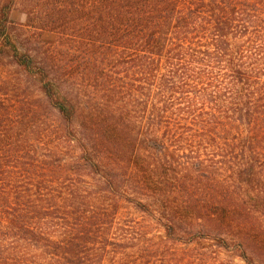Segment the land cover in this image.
Returning a JSON list of instances; mask_svg holds the SVG:
<instances>
[{"label":"trees","instance_id":"16d2710c","mask_svg":"<svg viewBox=\"0 0 264 264\" xmlns=\"http://www.w3.org/2000/svg\"><path fill=\"white\" fill-rule=\"evenodd\" d=\"M14 9L24 13L27 25L58 34L56 54L49 51L43 56L37 75L43 81L45 95L58 106L62 121L70 129L82 110L89 121L81 119L80 124L89 128L92 137L106 135L118 147L111 128L117 127L119 116L112 110L114 104H134L139 114H146L154 124L167 111L166 90L183 94L180 98L185 100V119H205L203 109L196 106L217 102L225 120L213 119L210 127H203V133L234 136L236 142L234 155L222 156L213 163L222 171L215 179L222 197L217 198L216 210L211 209L209 201L202 207L190 203L191 209L179 203L176 206L179 211L184 209L186 221L206 223L213 218L220 227L226 224L224 231L217 229L222 232L216 240L227 248L228 236L237 228L256 229L253 224L260 217L252 216H259L257 209L264 214V0H0V37L8 36L6 29ZM0 53L5 54V49ZM13 58L31 68L28 56L15 53ZM71 84L86 90L72 95ZM151 127L159 132L158 126ZM154 136L147 145L142 143V149H153L154 155L160 156L163 150ZM154 162L155 166L163 165ZM211 162L198 157L186 163L171 161L169 166H184L185 174L178 180L184 184V175L206 170L202 168ZM155 204L166 210L172 207L167 202ZM68 207L71 221L57 237L46 234L48 227L37 215L28 217L17 211L7 217L0 215V220L5 221L16 242L25 240L29 247H35V258L44 260V264H103L111 259L108 247L98 241L106 235L98 229V219L76 216L72 213L74 205ZM175 222L165 225V237L171 236ZM245 240L243 237L239 241L237 252L249 261L243 248ZM96 244L100 247L85 250L84 246ZM162 244L159 246H165ZM119 253L118 262L107 264H130L131 251L122 249ZM19 258L17 264H33L26 254ZM134 262L168 264L151 262L142 252Z\"/></svg>","mask_w":264,"mask_h":264},{"label":"rangeland","instance_id":"374dc122","mask_svg":"<svg viewBox=\"0 0 264 264\" xmlns=\"http://www.w3.org/2000/svg\"><path fill=\"white\" fill-rule=\"evenodd\" d=\"M6 30L8 36L0 37V50L6 51L3 55L0 53L2 217L17 211L28 217H43L48 227L46 234L57 237L65 223L71 221L66 208L72 203L74 215L97 218L98 229L106 232L98 241L108 247L113 257L104 260L103 264L118 262L117 256L122 255L119 253L122 249L131 251L130 264L140 259L141 252L154 263L264 264V214H260L261 209H257L259 216H252L260 217L253 224L256 229L237 228L228 236L227 248L216 240L222 232L217 229H225L226 224L220 227L213 218L206 223L207 220L186 221L188 216L184 209L179 211L176 206L179 203L182 208L191 209L190 203L200 206L209 201L211 209L216 210L217 198L222 197L215 181L222 171L213 163L222 156L234 155L232 149L236 142L234 136L227 138L219 133H203L213 119L225 120L217 102L210 100L196 106L205 112L204 122L198 117L185 119L182 116L185 100L180 98H184L183 94L166 90L167 111L162 112L154 124L146 114H139L134 104H114L112 110L119 115L117 127L111 126L116 135V147L106 135L99 133L92 137L89 128L80 124L81 119L89 121L82 110L77 112L72 128H68L58 106L45 95L37 71L47 52L56 54L58 34L27 25L24 13L18 9L12 11L11 23ZM15 53L28 56L31 68L15 61ZM130 77L134 79L132 75ZM69 89L72 95L86 90L81 85H72ZM154 125L159 127V132L151 127ZM104 129L108 131L105 125ZM152 135H157L154 136L156 143L162 147L160 156H155L153 149L148 148V152L142 149V143L147 145ZM198 157L212 161V164L202 168L206 170L197 169L184 175V184H180L178 180L185 174L184 166H169V162L186 163ZM155 160L163 165L155 166ZM138 162L143 164L138 165ZM148 163L151 167H147ZM237 195L238 191L234 196ZM48 198L54 199L45 203ZM160 202H167L172 207L162 209L155 204ZM140 203L144 206H137ZM252 203L254 201H249ZM28 207L35 210L28 211ZM174 219V230L167 238L165 225H171ZM243 237L246 238L243 248L252 263L237 252ZM124 238L129 240L124 241ZM16 240L10 236L5 221L0 220V264H17L19 256L24 254L33 264H44V260L40 262L35 258V247H29L25 240ZM44 243L49 242L44 239ZM161 243L165 246L160 247ZM84 247L89 250L100 245ZM11 250L13 253H9ZM17 252L19 256L15 254ZM162 256L164 260L160 259Z\"/></svg>","mask_w":264,"mask_h":264}]
</instances>
